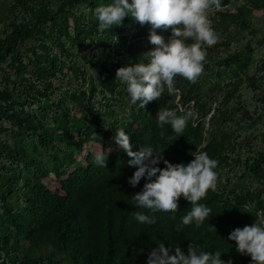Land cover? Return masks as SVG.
Wrapping results in <instances>:
<instances>
[{
    "label": "trees",
    "instance_id": "obj_1",
    "mask_svg": "<svg viewBox=\"0 0 264 264\" xmlns=\"http://www.w3.org/2000/svg\"><path fill=\"white\" fill-rule=\"evenodd\" d=\"M107 2L0 0V264H146L158 241L174 252L191 239L248 264L227 234L264 209V0H220L203 74L196 83L178 77L177 94L165 88L145 108L129 104L115 70L153 47L149 25L125 16L99 29L91 9ZM177 103L194 114L179 137L156 118ZM120 127L133 148L164 149L173 164L195 149L218 160L217 188L201 200L209 221L178 231L191 207L182 195L154 225L134 219L130 196L144 180L127 182L134 166L114 142ZM90 141L115 149L105 167L91 153L80 161Z\"/></svg>",
    "mask_w": 264,
    "mask_h": 264
},
{
    "label": "clouds",
    "instance_id": "obj_2",
    "mask_svg": "<svg viewBox=\"0 0 264 264\" xmlns=\"http://www.w3.org/2000/svg\"><path fill=\"white\" fill-rule=\"evenodd\" d=\"M218 8L220 0H110L91 9L101 30L123 24L125 16L141 25H149L147 38L153 47L141 52L137 61L122 64L115 70V79L126 87L130 105L145 108L150 101L159 99L165 88L168 93L177 94L178 77L197 82L207 63L205 49L219 39L209 17L210 10ZM168 28L171 34L167 38L157 31ZM179 99L177 95V101ZM193 115L183 104L177 103L176 109L160 108L156 118L159 124L170 125L179 137ZM113 136L115 144L130 157L128 165L134 166L132 174L126 178L128 184L135 187L144 180L142 188L130 196L131 204L137 209L133 212L136 221L154 225L158 214L175 213L181 195L191 207L181 216L178 231L184 225L199 226L209 221L214 212L201 200L209 189L217 188V159L195 149L191 152L193 159L173 164L164 158V149L151 144L133 148L130 133L123 127L117 128ZM109 151L110 147L95 150L94 162L105 167ZM250 212L254 221L234 227L228 232L227 240L235 242L239 253L251 257L248 264H264V209ZM170 249V245L158 241L147 253L146 264H233L231 258H222L221 250H209L193 239L186 251L178 245L174 252Z\"/></svg>",
    "mask_w": 264,
    "mask_h": 264
},
{
    "label": "rangeland",
    "instance_id": "obj_3",
    "mask_svg": "<svg viewBox=\"0 0 264 264\" xmlns=\"http://www.w3.org/2000/svg\"><path fill=\"white\" fill-rule=\"evenodd\" d=\"M210 17V16H209ZM211 20V18H210ZM101 144L98 143V142H95V141H90L88 143H86L84 146H83V149L81 151V153L79 154L82 162H84V159H85V156L87 153H91V154H94L95 153V150L101 148ZM110 151L114 152L115 149H110ZM55 181V180H54ZM48 185H50V187H58V184L57 182H53V181H47Z\"/></svg>",
    "mask_w": 264,
    "mask_h": 264
}]
</instances>
